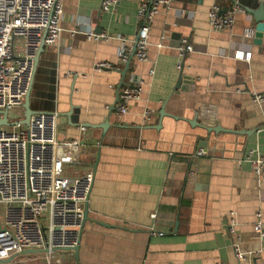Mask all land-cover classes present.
I'll use <instances>...</instances> for the list:
<instances>
[{
	"label": "crops",
	"instance_id": "crops-1",
	"mask_svg": "<svg viewBox=\"0 0 264 264\" xmlns=\"http://www.w3.org/2000/svg\"><path fill=\"white\" fill-rule=\"evenodd\" d=\"M101 2L62 0L59 39L44 45L33 73L31 109L57 114L58 140L82 145L73 171L93 175L78 261L58 256L68 264H264V169L256 175L248 159L264 155V103L251 100L264 92V38L260 45L244 38L252 26L244 11L231 31L210 28L209 10L240 9L232 0H172L151 22L147 61L129 56L123 83L142 82V92L117 116L111 107L125 67L118 37L131 45L139 0H118L107 12ZM90 29L110 38L88 39ZM181 39L194 50L177 71ZM15 45L20 54L21 40ZM103 62L115 69L96 71ZM195 119L248 135L208 136Z\"/></svg>",
	"mask_w": 264,
	"mask_h": 264
},
{
	"label": "built area",
	"instance_id": "built-area-1",
	"mask_svg": "<svg viewBox=\"0 0 264 264\" xmlns=\"http://www.w3.org/2000/svg\"><path fill=\"white\" fill-rule=\"evenodd\" d=\"M172 0H139L136 12L139 28L131 45L118 37L121 47L118 57L121 65L129 56L137 62L147 61L148 39L153 18L160 8L169 6ZM118 0H102L100 10L107 12L116 7ZM236 12L224 11L214 5L208 12L210 28L216 32L231 31ZM62 0H0V121L4 112L23 111L24 99L31 87L34 59L41 44L55 45L60 36ZM254 30L244 31V38L252 40ZM88 39L107 40L106 35H96L90 29ZM21 40L22 51L16 54L15 41ZM187 39L176 43L181 71L185 58L193 52ZM234 58L250 61V55L240 53ZM109 63H97L96 71H110ZM142 82L123 85L118 94L115 113H127L131 101L139 99ZM251 100L264 103V92L253 93ZM145 118L150 116L145 113ZM9 123V122H8ZM16 121L8 129L0 124V261L16 255L9 264H68L58 253L73 256V248L80 243L84 207L93 181L91 171L76 172L80 166L82 145L78 140L59 141L57 138V114L36 112L31 115L25 129ZM84 130V127L82 128ZM204 154L200 149L196 155ZM248 159L256 175L264 169V155L250 152ZM46 215V216H45ZM258 218L259 214L256 215ZM151 218H156L153 213ZM229 235H235V217L230 212L225 217ZM262 235L260 221L254 225ZM162 236L163 233H157ZM237 260H243L231 239ZM27 250L43 251L38 254L19 255Z\"/></svg>",
	"mask_w": 264,
	"mask_h": 264
},
{
	"label": "water",
	"instance_id": "water-1",
	"mask_svg": "<svg viewBox=\"0 0 264 264\" xmlns=\"http://www.w3.org/2000/svg\"><path fill=\"white\" fill-rule=\"evenodd\" d=\"M232 3L242 9L247 15L250 16L251 19V23L252 26L251 28L254 30V39H253V44L255 45H260L262 42V39L264 38V0H232ZM43 48H44V44H41L36 57L34 59V72L36 70V67L38 65V61H39V57L41 55V53L43 52ZM132 56V55H131ZM129 63L130 60L125 64V67L121 73V79L120 82L117 86V90H116V101L115 103H117V99H118V94H119V90L120 88L124 85L123 80H124V76L125 73L129 67ZM182 79V73L180 72L179 74V78L177 81V84L174 87V90L179 89L180 86H178V84L181 82ZM33 82V79H32ZM32 89V84L31 87L24 99V104H23V118L22 120L19 121L20 125L23 126H27L29 119L31 117V115H33L35 112L31 109V101H30V92ZM114 105L111 107V109H114ZM8 113L4 112L3 113V119L0 121V124L4 125V126H10V123H8V117H7ZM160 116L164 117V113L163 111H160ZM209 119V118H208ZM195 124H200L201 128L207 133V135L209 136L211 133L213 134H219V133H228V134H235V135H248L247 133L241 132V131H229V130H224L222 129L220 126H212L211 124L207 122H201V123H197V119L194 120ZM103 129V126L101 127ZM87 213H88V208H87V204H85L84 207V213H83V223H85L88 219H87ZM72 251L74 252V259L77 262L78 261V252H79V245L75 248L72 249ZM43 251H36V250H27L24 251L22 253H20L19 255H28V254H38V253H42ZM17 255V254H16ZM13 255L12 257H10L7 260H3L0 261V264H9L11 262V260L16 256Z\"/></svg>",
	"mask_w": 264,
	"mask_h": 264
},
{
	"label": "rangeland",
	"instance_id": "rangeland-1",
	"mask_svg": "<svg viewBox=\"0 0 264 264\" xmlns=\"http://www.w3.org/2000/svg\"><path fill=\"white\" fill-rule=\"evenodd\" d=\"M7 117H8V122L10 124H12V123H14L16 121L22 120L23 111L22 110H20L18 112L9 111ZM3 128L8 129L9 127H3ZM23 129H25V126H21V127L17 128L16 130L17 131H21ZM0 216H1V214H0ZM56 257H59V256H56ZM31 264H45V263L43 261H41V262H36V263H31Z\"/></svg>",
	"mask_w": 264,
	"mask_h": 264
}]
</instances>
